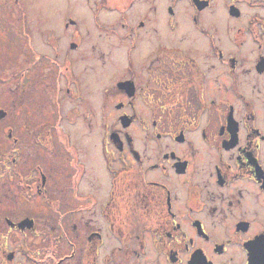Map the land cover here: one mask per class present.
<instances>
[{
  "label": "flooded vegetation",
  "instance_id": "flooded-vegetation-1",
  "mask_svg": "<svg viewBox=\"0 0 264 264\" xmlns=\"http://www.w3.org/2000/svg\"><path fill=\"white\" fill-rule=\"evenodd\" d=\"M56 1L36 0L30 17L32 1L0 0V40L32 48L38 38L53 64L59 53L69 64L82 42L127 43V69L83 111L102 133L107 178L85 190L88 165L72 160L66 192H54L43 163L27 168L24 146L11 147L0 179L18 175L16 196L44 210L3 203L0 264H264V0H84L82 19L77 0H64L60 20ZM153 42L146 68L133 69V53ZM33 52L17 85L41 64ZM138 125L162 144L137 146ZM33 131L51 151L41 141L52 129ZM6 139L19 142L11 130Z\"/></svg>",
  "mask_w": 264,
  "mask_h": 264
},
{
  "label": "rangeland",
  "instance_id": "rangeland-1",
  "mask_svg": "<svg viewBox=\"0 0 264 264\" xmlns=\"http://www.w3.org/2000/svg\"><path fill=\"white\" fill-rule=\"evenodd\" d=\"M29 1H32L28 6L30 17H34L37 10L36 0ZM52 11V15L55 13L60 20L66 13L65 1L57 0L55 4L53 3ZM73 13L79 18L88 17L84 0H77ZM175 37L170 35L167 42L174 43ZM154 43L152 45L146 43L147 47H142L140 52L133 53L131 57L133 69L146 68L150 60V56L147 55ZM66 44L58 43L59 49L67 47ZM31 45L33 49L28 46L25 39L0 40V109L6 111V117L0 121V162H3V154L10 152L11 147L23 145L24 158H26L22 159L25 162L24 166L28 168L35 161L43 163L49 172L50 185L54 192H66L65 187L69 184L71 169L69 163L73 162H86L88 165V173L82 182V186L85 184V190L87 184L105 182L107 176L102 169L103 163L100 157L102 133L96 119H92L90 128L83 119L85 98L96 97L104 86H109L108 83L115 69L116 71L118 69V72L127 69L128 59L125 56L127 43L99 40L82 42L77 52L70 53L69 64L63 58L64 53H59L56 63L53 64L50 59L53 58L54 52L45 48L38 38L32 41ZM34 50L45 54L41 57V64L34 68L35 71L25 74L27 77L25 83L21 81L17 85L16 79L12 78L13 73L25 61L31 59ZM100 50L105 51L104 56L100 54ZM24 57L27 59L24 60ZM67 87H69L68 94L65 92ZM141 110L142 113L147 114V117H140V120L145 121L151 117L149 108L141 105ZM40 123L52 129L51 135L43 133L45 142L41 141L43 146L50 147L51 151L41 150L39 149L41 146L35 147L33 144V130ZM7 130L13 131V136L19 140L17 144H12L11 140L6 139ZM133 133L137 137V146L162 144V141L157 142V140L146 141L140 125L133 128ZM76 174L77 171L74 179ZM17 176L9 181L0 179V208L3 203H7L11 210L17 212L44 210L40 201H21L16 196L14 184ZM23 176L27 177L25 174ZM102 192L104 191H99L98 194L102 195ZM4 193L10 195L5 201L1 200L5 199Z\"/></svg>",
  "mask_w": 264,
  "mask_h": 264
},
{
  "label": "water",
  "instance_id": "water-1",
  "mask_svg": "<svg viewBox=\"0 0 264 264\" xmlns=\"http://www.w3.org/2000/svg\"><path fill=\"white\" fill-rule=\"evenodd\" d=\"M5 111L0 109V119L3 118L5 116Z\"/></svg>",
  "mask_w": 264,
  "mask_h": 264
}]
</instances>
